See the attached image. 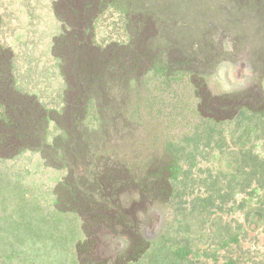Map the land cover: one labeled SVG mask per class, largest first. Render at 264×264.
Returning <instances> with one entry per match:
<instances>
[{
	"label": "rangeland",
	"instance_id": "374dc122",
	"mask_svg": "<svg viewBox=\"0 0 264 264\" xmlns=\"http://www.w3.org/2000/svg\"><path fill=\"white\" fill-rule=\"evenodd\" d=\"M56 1L0 0V45L13 55L17 93L45 109V145L63 151L66 164L75 163L80 152L90 153L97 144L92 132L111 129L100 110L104 98L114 99L110 87L129 83L125 103L138 127L126 134L125 151L132 155L134 147L146 157L167 144L181 168L169 216L157 213L153 228L145 230L154 242L136 264H264V77L255 81L247 63L221 59L203 74L204 82L171 75L172 70L167 77L152 71L130 82L119 60L115 69L108 65L107 74L82 77L87 103L81 127H66L68 94L75 86L53 48L63 33ZM136 1L160 12L163 30L151 50L184 47L190 61L208 52V37L216 31L208 23L224 22L223 10L245 16L223 0ZM248 9L263 36L264 5L252 2ZM92 40L102 52L115 44L129 46L127 19L108 8L95 21ZM242 89L255 90L260 103L211 110L212 99ZM6 114L0 107V118L6 121ZM65 173L47 166L37 151L0 149V264H78L73 245L83 238L81 221L54 208L53 191Z\"/></svg>",
	"mask_w": 264,
	"mask_h": 264
},
{
	"label": "trees",
	"instance_id": "16d2710c",
	"mask_svg": "<svg viewBox=\"0 0 264 264\" xmlns=\"http://www.w3.org/2000/svg\"><path fill=\"white\" fill-rule=\"evenodd\" d=\"M223 1L233 3L239 14L245 16L236 18L229 10H223L224 22L208 23L209 27L216 26L205 45L208 52L198 61H190L184 47H175L170 53L158 45L151 50L152 43L160 38L163 30L158 18L160 12L142 8L144 5L140 7L136 0H57L55 6L61 5L58 18L63 23V33L54 39L53 48L58 51V58L64 60V72L73 77L72 85L75 86L68 94L71 105L65 114L66 127H81L87 103L82 77L107 74L108 65L112 63L111 69H115L114 64L119 60L121 67L118 68L128 71L130 82L152 71L167 77L171 70V75L183 73L204 82L203 74L221 59L235 64L238 61L247 63L255 81L262 79L264 35L256 29V19L247 12L252 2L264 5V0ZM108 8L120 11L127 19L132 44L127 47L111 45L102 52L92 40L94 23ZM261 41L262 47L258 48ZM196 48L193 44L194 51ZM12 59L11 51L0 45V107L7 112L6 121L5 117L0 118V149L4 152L17 150V153L37 151L47 166L65 170L53 191L54 208L58 214L75 215L81 221L83 238L73 245L78 264L140 262L154 242L146 237L145 230L153 228L158 220L157 213L169 216L173 183L181 170L174 151L167 144L146 157L134 147L130 150L132 155L125 151L126 134L138 127V121L132 118L135 112L125 103L126 89L131 85L114 84L109 92L114 99L104 98L100 108L106 120H111V129L93 131L91 136L97 143L93 150L80 152L75 163L68 161L66 164L63 151L45 145L48 126L43 120L45 109L33 97L22 96L15 90ZM253 103H260L257 92L242 89L222 99H212L210 108L223 112L238 106L243 109ZM119 243L122 247L117 250Z\"/></svg>",
	"mask_w": 264,
	"mask_h": 264
}]
</instances>
